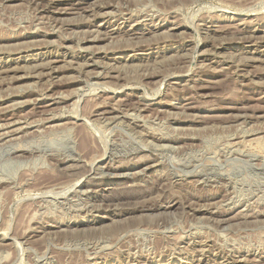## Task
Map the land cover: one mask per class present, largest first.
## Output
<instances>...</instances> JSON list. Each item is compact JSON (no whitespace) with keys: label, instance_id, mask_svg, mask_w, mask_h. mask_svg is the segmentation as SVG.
Returning <instances> with one entry per match:
<instances>
[{"label":"rangeland","instance_id":"obj_1","mask_svg":"<svg viewBox=\"0 0 264 264\" xmlns=\"http://www.w3.org/2000/svg\"><path fill=\"white\" fill-rule=\"evenodd\" d=\"M0 72V264H264V0H0Z\"/></svg>","mask_w":264,"mask_h":264},{"label":"bare ground","instance_id":"obj_2","mask_svg":"<svg viewBox=\"0 0 264 264\" xmlns=\"http://www.w3.org/2000/svg\"><path fill=\"white\" fill-rule=\"evenodd\" d=\"M253 1V0H252ZM76 2V1H75ZM253 3V2H252ZM249 8V7H248ZM41 23V22H40ZM43 27V26H42ZM86 32V31H85ZM168 33V32H167ZM87 35V34H86ZM130 39V38H129ZM202 39V38H201ZM153 40V39H152ZM37 42V41H36ZM37 44V43H36ZM177 56V55H176ZM257 60V59H256ZM168 61V60H167ZM53 62V61H52ZM57 62V61H56ZM50 63V62H49ZM39 64V63H38ZM78 64V63H77ZM88 64V63H87ZM238 64V63H237ZM54 65V64H53ZM89 65V64H88ZM45 66V65H44ZM49 66V65H48ZM55 66V65H54ZM52 68V67H51ZM55 68V67H54ZM2 69V68H1ZM5 69V68H4ZM9 69V68H8ZM3 70V69H2ZM10 70V69H9ZM9 70H8V72H9ZM14 70H17V69H14ZM33 70V69H32ZM53 70H55V69H52L51 71H53ZM6 71V70H5ZM153 71V70H152ZM1 74H2V72H0ZM4 73H6V72H4ZM3 73V74H4ZM48 74V73H47ZM39 75V74H38ZM32 76V75H31ZM40 76V75H39ZM41 76H42V74H41ZM35 77V76H34ZM15 78V77H14ZM16 78H18V76L16 77ZM20 78V77H19ZM59 78V77H58ZM11 79V78H10ZM99 83V82H98ZM120 88V87H119ZM148 97V96H147ZM54 100V99H53ZM23 103V102H22ZM115 104V103H114ZM182 108V107H181ZM26 117V116H25ZM115 117V116H114ZM185 118V117H184ZM96 122V121H95ZM25 125V124H24ZM65 127V126H64ZM115 127V126H114ZM168 127V126H167ZM260 127V126H259ZM20 128V127H19ZM72 128V127H71ZM244 130V129H243ZM68 131V130H67ZM40 133V132H39ZM158 138V137H157ZM255 141V140H254ZM258 141V140H257ZM85 142H83V144H84ZM232 143V142H231ZM81 144V143H80ZM154 145V144H153ZM15 146V145H14ZM10 147V146H9ZM159 147H161V146H159ZM92 150V149H91ZM243 154V153H242ZM255 154V153H254ZM252 155V154H251ZM247 157V156H246ZM178 162V161H177ZM93 164V163H92ZM90 166V165H89ZM102 167V166H101ZM112 167V166H111ZM65 171V170H64ZM139 172V171H138ZM197 172V171H196ZM64 173V172H63ZM200 175V174H199ZM79 179V178H78ZM80 181V180H79ZM65 182V181H64ZM72 182V181H71ZM136 183V182H135ZM68 185H69V183H68ZM74 185V184H73ZM76 185V184H75ZM52 187V186H51ZM68 187V186H67ZM72 187V186H71ZM71 187H69L70 189H71ZM44 188V187H43ZM66 188V187H65ZM57 189V188H56ZM64 189V188H63ZM62 189V187H61V190H63ZM49 190V189H48ZM47 190V191H48ZM57 190H59V191H61L60 190V187L57 189ZM66 190V189H65ZM4 191V190H3ZM59 191H56L57 193L59 192ZM126 191V190H125ZM62 192V191H61ZM63 192H64V190H63ZM155 192V191H154ZM60 193V192H59ZM61 194V193H60ZM156 196V195H155ZM154 197V196H153ZM65 202V201H64ZM216 203V202H215ZM101 204V203H100ZM105 204V203H104ZM46 205V204H45ZM134 205V204H133ZM94 207V206H93ZM125 207V206H124ZM133 207V206H132ZM10 215V214H9ZM39 215V214H38ZM119 215V214H118ZM238 216V215H237ZM169 218V217H168ZM93 222V221H92ZM18 225V224H17ZM105 225V224H104ZM236 227V226H235ZM87 229V228H86ZM106 229V228H105ZM124 234V233H123ZM63 236V235H62ZM102 243V242H101ZM45 247V246H44ZM189 247V246H188ZM4 249V248H3ZM94 252H96V251H94ZM74 255V254H73ZM6 257V256H5ZM133 257V256H132ZM2 261H4V260H2Z\"/></svg>","mask_w":264,"mask_h":264}]
</instances>
